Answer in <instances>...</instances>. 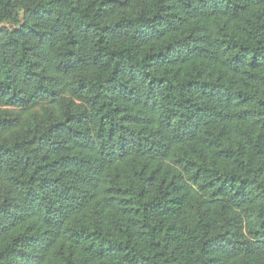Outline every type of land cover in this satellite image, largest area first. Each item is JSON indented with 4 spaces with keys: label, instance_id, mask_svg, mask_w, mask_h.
<instances>
[{
    "label": "trees",
    "instance_id": "obj_1",
    "mask_svg": "<svg viewBox=\"0 0 264 264\" xmlns=\"http://www.w3.org/2000/svg\"><path fill=\"white\" fill-rule=\"evenodd\" d=\"M0 264H264V0H0Z\"/></svg>",
    "mask_w": 264,
    "mask_h": 264
}]
</instances>
